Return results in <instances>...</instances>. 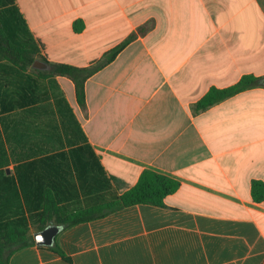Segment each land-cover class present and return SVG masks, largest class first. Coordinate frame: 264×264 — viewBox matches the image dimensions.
<instances>
[{
	"label": "crops",
	"instance_id": "1",
	"mask_svg": "<svg viewBox=\"0 0 264 264\" xmlns=\"http://www.w3.org/2000/svg\"><path fill=\"white\" fill-rule=\"evenodd\" d=\"M14 3L39 47L37 60L49 65L89 67L135 38L86 80L85 107L71 80L55 78L86 142L77 129L78 144L71 145L75 138L59 121L48 140L17 134L21 143L52 147L44 155H34V145L16 155L6 147L1 195H16L28 217L45 207L46 195L69 212L84 208L102 193L105 176L119 195L144 171L179 187L162 207L136 205L63 229L54 245L64 258L35 244L8 264H264V200L252 195L255 182L264 184V79L194 112L212 87L227 88L244 75L264 78V0ZM30 228L38 232L36 220Z\"/></svg>",
	"mask_w": 264,
	"mask_h": 264
},
{
	"label": "trees",
	"instance_id": "2",
	"mask_svg": "<svg viewBox=\"0 0 264 264\" xmlns=\"http://www.w3.org/2000/svg\"><path fill=\"white\" fill-rule=\"evenodd\" d=\"M139 31L143 33L144 29L141 28ZM134 38L135 35H131L89 67L50 64L49 71L32 70L38 73L34 75L27 70L35 60L42 59L39 47L14 0H0V75H2L0 76V189L3 180H7L1 168L10 162L5 153L6 147L15 155V151L26 145L38 147L33 152L34 155L47 154L52 147L49 142L21 143L15 138L17 134H40L48 140L53 133L54 125H58L59 121L67 135L75 138L78 129L82 140L86 142V137L55 78L66 77L71 80L75 87L78 104L85 107L86 80L109 65ZM261 79L264 78L244 75L236 84L227 88L212 87L196 103L194 112L204 111L236 94L257 87ZM50 106L52 108L48 110ZM14 109L18 110L12 113ZM74 144H78L76 138L71 143V145ZM20 160L22 159L19 156L12 157L14 162ZM39 162L41 161H36V163ZM22 169L23 166L15 167L17 182L23 189L26 184L21 177ZM98 169L102 172L99 164ZM105 181L102 193H99L96 200L84 208L69 212L63 207H58V199L55 196L52 195L50 198L46 195L45 207L37 214L28 217L24 215L16 195L13 197L9 193V197L5 198L0 192V264H8L15 252L35 245L30 228L33 223L35 224V220L38 231L44 229L57 217L60 220L57 224L63 225L66 229L136 205L162 207L164 198L174 193L179 187L178 181L152 171H144L137 183L120 195L112 189L110 180L106 176ZM13 185L16 188L14 179ZM23 192L25 194V191ZM252 195L257 202L264 200V184L255 182L252 186ZM2 204L10 205V210L6 212L1 208ZM51 249L64 258L63 252L56 245Z\"/></svg>",
	"mask_w": 264,
	"mask_h": 264
},
{
	"label": "water",
	"instance_id": "3",
	"mask_svg": "<svg viewBox=\"0 0 264 264\" xmlns=\"http://www.w3.org/2000/svg\"><path fill=\"white\" fill-rule=\"evenodd\" d=\"M33 68L37 70H50V65L40 60L33 63ZM264 85V80L262 81ZM64 229L63 225L49 224L44 229L34 233L33 238L37 246L53 247L55 244V237Z\"/></svg>",
	"mask_w": 264,
	"mask_h": 264
}]
</instances>
